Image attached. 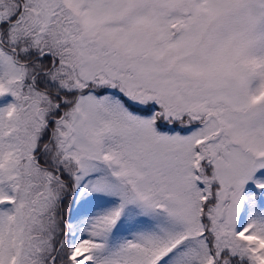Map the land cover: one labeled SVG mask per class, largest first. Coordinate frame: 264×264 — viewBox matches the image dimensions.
<instances>
[{"label": "snow or ice", "instance_id": "snow-or-ice-1", "mask_svg": "<svg viewBox=\"0 0 264 264\" xmlns=\"http://www.w3.org/2000/svg\"><path fill=\"white\" fill-rule=\"evenodd\" d=\"M0 264H264V0H0Z\"/></svg>", "mask_w": 264, "mask_h": 264}]
</instances>
